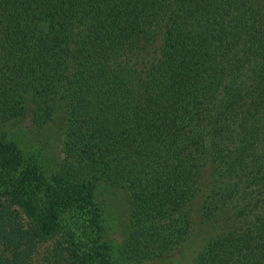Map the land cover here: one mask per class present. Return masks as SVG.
Instances as JSON below:
<instances>
[{
	"label": "trees",
	"instance_id": "trees-1",
	"mask_svg": "<svg viewBox=\"0 0 264 264\" xmlns=\"http://www.w3.org/2000/svg\"><path fill=\"white\" fill-rule=\"evenodd\" d=\"M18 116L61 119V160L0 141V264L50 240L48 264H264V0H0V123Z\"/></svg>",
	"mask_w": 264,
	"mask_h": 264
},
{
	"label": "rangeland",
	"instance_id": "rangeland-1",
	"mask_svg": "<svg viewBox=\"0 0 264 264\" xmlns=\"http://www.w3.org/2000/svg\"><path fill=\"white\" fill-rule=\"evenodd\" d=\"M58 118V117H57ZM57 118L45 125H36L31 121L29 116H18L5 123H0V141H9L13 144H18L25 153H30V157H34L33 161L38 162L42 169L48 171L58 168V163L61 160L60 153V125ZM17 174L12 173L11 177L15 180ZM101 199L105 204L104 222L102 239L118 243L124 235L127 224L128 211V195L123 187L112 186L103 187ZM13 206L5 205L0 207L3 211L12 209ZM79 218L71 217L69 212H64L61 223L68 224L76 221ZM185 242L186 251L197 249L200 243L197 234L190 235ZM54 240L45 242L38 248V253L34 258V264H48L44 260L43 255L51 248ZM178 255L173 251V254L158 257L152 261L141 264H173L176 262Z\"/></svg>",
	"mask_w": 264,
	"mask_h": 264
}]
</instances>
